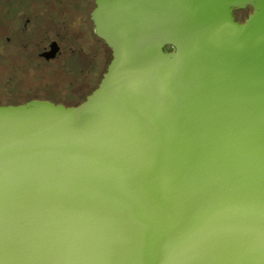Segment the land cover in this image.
I'll list each match as a JSON object with an SVG mask.
<instances>
[{"label":"water","instance_id":"1","mask_svg":"<svg viewBox=\"0 0 264 264\" xmlns=\"http://www.w3.org/2000/svg\"><path fill=\"white\" fill-rule=\"evenodd\" d=\"M90 17L81 104L0 105V264H264V0Z\"/></svg>","mask_w":264,"mask_h":264},{"label":"flooded vegetation","instance_id":"2","mask_svg":"<svg viewBox=\"0 0 264 264\" xmlns=\"http://www.w3.org/2000/svg\"><path fill=\"white\" fill-rule=\"evenodd\" d=\"M89 3L90 0H55L53 6H46L44 0H0V48L3 49L0 50L3 51L0 52V62L13 65L12 61H19L20 58V62L13 67L22 69V75L24 69L31 64L38 68L40 63L61 61V64L67 67L74 86L76 85V91L69 94L74 102H59L52 98L46 101L66 107L78 106L99 84L93 88L90 82L92 68L96 62L95 58H91L89 49L92 41L100 46L103 42L94 35L90 17L93 9L87 12ZM45 7H49V10L45 11ZM247 15V10L235 11L236 21L241 23ZM73 35H81L83 38H70ZM53 45L58 49L55 57L46 60L42 54L49 52ZM102 47L104 49L100 52L101 59L106 70L107 47L105 44ZM30 54L41 62L35 60L34 63L29 59ZM15 69L9 67L8 79L17 80V75L12 73ZM14 94L19 93L14 91Z\"/></svg>","mask_w":264,"mask_h":264},{"label":"rangeland","instance_id":"3","mask_svg":"<svg viewBox=\"0 0 264 264\" xmlns=\"http://www.w3.org/2000/svg\"><path fill=\"white\" fill-rule=\"evenodd\" d=\"M44 2L46 6H51V4L53 6L55 0H44ZM87 7H88V9L86 8L87 12L93 9L94 7L93 0H90V3L88 4ZM44 9L45 11L49 10V7H45ZM70 38L73 39L76 38L81 40L83 36L73 35L70 36ZM100 44L101 46L96 45L92 41L91 47L89 49L91 51V58L92 59L95 58V62H96V65H94L91 72L90 82L93 88L100 82L102 74L106 71L104 70L103 61L101 59L102 58L101 53L104 49V47L102 46H104V44L103 43ZM0 50L3 49L0 48ZM106 54H107L106 64L108 65L111 60V52L108 48ZM29 59L33 60V62L35 60L40 61L37 57H32L31 54ZM17 60L15 59V61H12L13 65L12 63L11 65H9L7 64V62H0V105L1 106L16 105L14 104V102L15 103L23 102L26 97H31V96L35 97L32 100H37V99L51 100L52 98V99H56L59 102L64 101L70 103L75 101V100L72 101L73 99H71V96H69V94H72V92L76 91V85L74 86L75 83L72 82L73 79L70 77L71 75L68 72L67 67H64L61 64V61H56L50 64L40 63L41 65H39L38 68H36L37 66H33L31 63H29L31 65H29V67H26L23 71L24 74L21 75L22 69L20 68L15 69L13 67L15 64H17V62H20V58L19 61ZM9 67L13 70L15 69V72L12 73H14L15 76L17 75L16 81L15 79L12 78L8 79V76L10 74V72L8 73ZM14 91L19 94L15 95Z\"/></svg>","mask_w":264,"mask_h":264},{"label":"trees","instance_id":"4","mask_svg":"<svg viewBox=\"0 0 264 264\" xmlns=\"http://www.w3.org/2000/svg\"><path fill=\"white\" fill-rule=\"evenodd\" d=\"M247 12H249V11H247ZM34 98L35 97H32V96L31 97H26L23 102H17V103L14 102V104H16V105L23 104V103H26V102L34 99Z\"/></svg>","mask_w":264,"mask_h":264}]
</instances>
